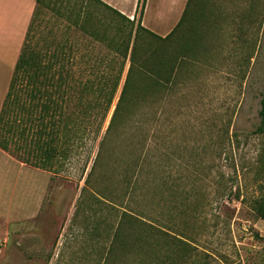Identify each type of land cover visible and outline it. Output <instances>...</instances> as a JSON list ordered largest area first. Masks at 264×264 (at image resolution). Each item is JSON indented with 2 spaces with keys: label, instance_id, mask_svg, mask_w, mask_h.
Listing matches in <instances>:
<instances>
[{
  "label": "rangeland",
  "instance_id": "1",
  "mask_svg": "<svg viewBox=\"0 0 264 264\" xmlns=\"http://www.w3.org/2000/svg\"><path fill=\"white\" fill-rule=\"evenodd\" d=\"M88 1L45 0L34 51L47 54L49 38L73 55L109 52L67 13ZM162 1L158 9L149 4L145 27L165 37L187 7L177 31L190 54L180 56L170 83L135 99L106 133L117 93L101 133L91 123L84 146L48 171L36 218L21 231L10 225L9 235L0 227V264H264V135L255 131L264 94V0H181L176 8ZM100 18L95 38H112L113 18ZM40 175L31 182L37 188ZM33 186L27 200L18 185L12 211L2 213L38 211ZM3 199L11 197L3 191Z\"/></svg>",
  "mask_w": 264,
  "mask_h": 264
},
{
  "label": "trees",
  "instance_id": "2",
  "mask_svg": "<svg viewBox=\"0 0 264 264\" xmlns=\"http://www.w3.org/2000/svg\"><path fill=\"white\" fill-rule=\"evenodd\" d=\"M138 1L135 23L134 18L125 17L100 0H89L88 8L70 9L67 13L73 14L80 30L93 42L105 44L109 50L107 53L73 55L67 51L70 46L60 39L48 38L47 54H38L30 46L36 15L47 8L45 0H36L0 111L2 150L25 164L50 172L58 160L68 159L84 146L81 136L91 130V123H95L97 134L101 133L117 93L106 133L130 113L135 99L147 91H157L164 80L166 83L172 81L180 56L184 58L191 51L188 39H179L177 31L187 23L189 10L186 7L188 13L184 11L176 27L165 37H160L141 25L146 0ZM48 10L62 14L60 6L53 8L48 4ZM101 14L113 18L110 24L114 25L111 26L114 30L112 38L111 35L95 38V35L101 37L99 28L104 24ZM110 25L106 26L109 28ZM117 35L119 41H116ZM142 43L146 46L143 57L138 59L137 51L139 53ZM165 43L171 46L168 48ZM162 46L167 49L163 50ZM127 59L129 65L120 87ZM116 64L117 71L111 73ZM139 81L146 84L140 86ZM258 116L259 125L255 131L264 135V94ZM177 240L187 244L182 239Z\"/></svg>",
  "mask_w": 264,
  "mask_h": 264
},
{
  "label": "crops",
  "instance_id": "3",
  "mask_svg": "<svg viewBox=\"0 0 264 264\" xmlns=\"http://www.w3.org/2000/svg\"><path fill=\"white\" fill-rule=\"evenodd\" d=\"M100 1L127 18L131 20L136 18L138 20V13L136 12L138 0ZM151 1L146 0L144 4L140 21L144 28H146L144 24L146 11ZM155 1L157 5L156 9H158V5L162 4L163 1ZM180 1L171 0V8L179 7ZM185 2L186 0H182V4H185ZM35 7L36 0H0V111ZM38 174H41L39 188H37L36 184L31 183L32 181L34 183L36 182V176L38 177ZM18 185H22L26 190L23 198L27 200L30 198V192L28 193L27 191L28 189L31 191V186L34 185L33 196L35 197L38 191L37 196L39 197L38 211L37 207H35L36 210L29 212V215L23 217L17 214H14V216L4 215L2 213L4 208L12 211L14 207L15 198L13 193L14 190H17ZM47 188L48 171L25 164L0 148V227L5 228L7 235L10 233V225L14 226V231H21L24 225L36 218L45 200ZM3 191L11 197L6 203H4Z\"/></svg>",
  "mask_w": 264,
  "mask_h": 264
}]
</instances>
